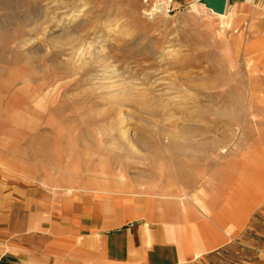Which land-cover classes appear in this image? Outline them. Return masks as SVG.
Returning a JSON list of instances; mask_svg holds the SVG:
<instances>
[{"label":"rangeland","instance_id":"rangeland-1","mask_svg":"<svg viewBox=\"0 0 264 264\" xmlns=\"http://www.w3.org/2000/svg\"><path fill=\"white\" fill-rule=\"evenodd\" d=\"M153 1L0 0V152L40 137L42 168L74 192L108 200L153 180L192 199L225 138L235 151L264 136V48L247 22L201 0L155 16Z\"/></svg>","mask_w":264,"mask_h":264},{"label":"crops","instance_id":"crops-1","mask_svg":"<svg viewBox=\"0 0 264 264\" xmlns=\"http://www.w3.org/2000/svg\"><path fill=\"white\" fill-rule=\"evenodd\" d=\"M228 12L264 48V0ZM24 141L0 152V264H264V136L235 151L225 138L192 199L153 180L108 200L74 192L71 175L42 168L41 138Z\"/></svg>","mask_w":264,"mask_h":264},{"label":"built area","instance_id":"built-area-1","mask_svg":"<svg viewBox=\"0 0 264 264\" xmlns=\"http://www.w3.org/2000/svg\"><path fill=\"white\" fill-rule=\"evenodd\" d=\"M177 0H154L153 1V14L155 16L169 17L174 14V6Z\"/></svg>","mask_w":264,"mask_h":264},{"label":"water","instance_id":"water-1","mask_svg":"<svg viewBox=\"0 0 264 264\" xmlns=\"http://www.w3.org/2000/svg\"><path fill=\"white\" fill-rule=\"evenodd\" d=\"M200 2L207 6L208 9H212L216 14L226 11L227 0H202Z\"/></svg>","mask_w":264,"mask_h":264},{"label":"bare ground","instance_id":"bare-ground-1","mask_svg":"<svg viewBox=\"0 0 264 264\" xmlns=\"http://www.w3.org/2000/svg\"><path fill=\"white\" fill-rule=\"evenodd\" d=\"M147 1V0H146ZM202 1V0H201ZM213 14H215L216 16H218V17H221V18H225V16H226V11L224 12V13H221V14H216V13H214V11L211 9L210 10ZM259 181V180H258ZM259 182H261V181H259Z\"/></svg>","mask_w":264,"mask_h":264}]
</instances>
